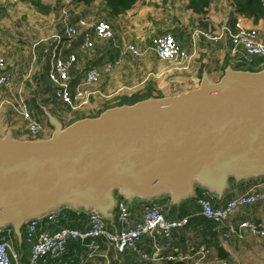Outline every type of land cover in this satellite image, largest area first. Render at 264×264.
Masks as SVG:
<instances>
[{
    "label": "water",
    "instance_id": "95a60500",
    "mask_svg": "<svg viewBox=\"0 0 264 264\" xmlns=\"http://www.w3.org/2000/svg\"><path fill=\"white\" fill-rule=\"evenodd\" d=\"M52 135L0 136V231L66 208L114 218L119 198L178 206L231 179L264 177V68L207 70L198 87L109 107L65 124L41 107ZM130 202V203H129ZM131 207V206H130Z\"/></svg>",
    "mask_w": 264,
    "mask_h": 264
},
{
    "label": "crops",
    "instance_id": "0c3cea01",
    "mask_svg": "<svg viewBox=\"0 0 264 264\" xmlns=\"http://www.w3.org/2000/svg\"><path fill=\"white\" fill-rule=\"evenodd\" d=\"M41 1L51 9L57 10L59 7L58 1L54 5L52 4V0ZM20 2L22 1L20 0ZM188 3V0H139L128 12L113 18L110 17L105 6L99 3L91 6L84 4L75 5L76 11H74V14L71 16L74 21L79 17H84L89 21L105 19L114 27L115 41L99 40L97 44L99 47H102L99 52L101 55L112 57L110 60L115 57L117 58L120 56V50L125 47L127 43H134L142 51V56L140 57H135L131 53H127L122 57L120 63L115 65L113 72L106 75L100 83L96 85V88L111 94L125 86L132 88L130 91L123 89L120 93L115 94L113 99L117 98L115 102H118L123 96H132L136 92L143 93L149 89L152 92V97H162L175 95L181 91L198 87L205 70L208 71L213 80H219L224 74L228 62L230 63L231 61V49L233 46L231 39L227 38L221 42L215 43L201 37L194 43L193 35H195V32L198 30L211 27L217 29L226 23L230 25L231 22H234V18H237L236 22H240L245 28H257L260 33V38L264 40V18L256 22L254 19L240 13L237 9L235 0H214L206 14H198L189 9ZM169 32L173 33L178 43L193 55L192 65L187 71H171L170 64L166 60L161 59L155 51L150 49L153 38ZM44 42H46L49 47L46 53L39 51V58L45 56L43 58L45 62L43 63L41 72L49 68V52L54 43L52 37L50 41L47 40ZM37 45H39V43L35 46ZM4 52L5 51L2 50L0 54L4 55L7 60V70L12 74L14 81L15 79L19 81L20 74ZM33 54V62H35L37 58L36 52L34 51ZM239 64L241 66L244 65V63ZM263 65L264 64L261 63L260 67ZM149 74H151V76L147 78ZM45 78L46 77L43 78V81ZM41 82L42 79L39 78L37 86L40 85ZM23 84L25 83H21L20 86H18V83L16 84L14 82L15 91H20L22 95H24L25 89ZM4 97L5 96L0 95V102ZM46 97H51V94L47 93ZM25 99L27 103L31 100L26 97ZM110 100L111 99L104 100L100 97L93 98L90 106L87 108L90 112L92 111V113L88 112L82 115H85L84 117L95 116L96 113L104 109L105 104H109ZM52 101H54V103L50 105L53 106V110L56 112L53 114L61 118V111L59 109H67V106L56 101L55 98L54 100L52 99ZM37 104L40 105L39 102H37ZM30 108L34 112V117L42 124V129L39 132L38 138H49L52 135L53 127L49 124L47 118H42L39 111L33 106ZM68 116V119L70 118L69 123H71V121L74 120L72 112L68 114ZM26 126V120L19 113L13 110L11 113L6 114L5 109H3V107L0 108V136H4L6 131L11 129L15 137L28 139ZM263 182L264 177L251 178L242 182L231 179L230 189L227 191L224 201L239 194H244L250 189H256L259 185H262ZM166 198L167 197L155 199V202ZM145 203L150 202L134 200L133 203H130L131 211L135 219H139L143 215ZM192 215L193 212L191 211L186 216ZM83 219L85 222L88 220L87 213H85ZM244 220H250L254 223L263 221L264 201L237 210L235 215L231 218L230 223L238 227ZM80 221H82V219ZM107 223L111 230L116 231L122 229V225L118 221V210H116L114 218L108 220ZM84 224L82 228L80 226L77 228L81 231H87L89 224ZM60 226H62V222ZM58 228L59 226L56 225L47 227L50 231H54ZM44 229H46V227L42 224L40 230ZM228 232L229 227L219 226L217 224L213 229L198 225L191 228L189 232L180 228L174 231V244L175 247L184 254L189 253L190 245L193 242L202 243L211 247L213 250L212 255L205 264H218V260H226L219 257L216 246L217 243L228 252L230 257L227 261H229L230 264H264V238L253 236L248 229H241V236L233 234L229 238H226L225 234ZM12 240L14 241V237ZM98 243L100 248L97 252H94L89 240L70 241L63 264H102L104 258L99 254H107L115 264H167L164 262L142 261L132 250H127L123 255H120L116 248L110 246L103 238L98 239ZM142 247L148 252L153 250V242L150 237L145 236L143 238ZM14 252L17 254V257L15 262H12L13 264L30 263L31 251L25 260L19 259L16 250H14ZM180 263L191 264V262L187 261ZM54 264L57 263L55 262Z\"/></svg>",
    "mask_w": 264,
    "mask_h": 264
},
{
    "label": "built area",
    "instance_id": "2783aa9c",
    "mask_svg": "<svg viewBox=\"0 0 264 264\" xmlns=\"http://www.w3.org/2000/svg\"><path fill=\"white\" fill-rule=\"evenodd\" d=\"M16 3L19 0H3V2ZM73 0L60 2V31L52 35L54 41L49 52V68L47 75L53 83V93L57 101L63 103L73 113L82 111L90 106L92 99L100 97L109 100L123 89L132 88L125 86L115 93H105L96 85L113 72L115 65L119 64L122 57L131 53L135 57L142 56V51L134 44L127 43L120 50V56L107 61L102 68H91L84 74V78L73 84V71L77 67L76 49H91L96 38L115 41V30L112 24L105 19L89 21L81 18L77 23L72 22L71 14L76 11ZM234 30L228 23L220 28L202 29L193 35L194 43L201 37L211 42H221L227 38L233 44L231 49V64L249 63L253 56H264V40L260 38L257 28H245L240 22ZM150 49L166 60L171 71H187L192 65V57L185 48L176 40L173 33L169 32L153 38ZM8 63L4 55L0 54V87H6L8 95L0 102V108L7 104L16 113H19L27 122L26 130L28 139H38L42 124L34 117V112L29 107L25 97L20 91H15L14 82L10 73L6 72ZM151 74L148 75L149 78ZM70 112V113H71ZM264 182L256 189H250L244 194H239L229 200H220L207 190L198 202L202 207V214L214 221L219 226L229 227L225 234L229 238L233 234L241 236V229H248L253 236L264 238V220L252 222L244 220L237 227L230 223L236 211L247 206L264 201ZM118 221L122 229L111 230L106 219L98 211L87 213L89 228L81 231L77 228L60 226L62 210L52 212L43 218L29 220L24 225V240L31 245V258L29 264H63V257L67 253L70 241H90L94 252L100 248L98 239L103 238L116 248L120 255L127 250L135 252L142 261L164 262L174 264L177 262H191V264H205L209 261L213 250L211 247L193 242L189 253L180 252L174 244V231L185 227L189 217L182 219H168L164 208L157 202L145 204L143 215L139 219L133 217L131 207L125 200L118 204ZM42 224L46 229L40 230ZM59 226L50 231L47 227ZM2 232V231H1ZM0 237V264H13L12 259L17 254L13 250V233L6 229ZM145 236L153 242L152 252L144 250L142 241ZM104 258L102 264H115L107 254H99ZM218 264H230L227 260H218Z\"/></svg>",
    "mask_w": 264,
    "mask_h": 264
},
{
    "label": "trees",
    "instance_id": "16d2710c",
    "mask_svg": "<svg viewBox=\"0 0 264 264\" xmlns=\"http://www.w3.org/2000/svg\"><path fill=\"white\" fill-rule=\"evenodd\" d=\"M22 1H30L40 11L49 12L51 9L48 5H45L41 0H22ZM73 1H74L73 2L74 6L75 5L77 6L79 4L91 6V5H94L96 3L104 5L105 9L108 10L110 17L113 18V17H116L120 14H124V13L128 12L130 9H132L138 3L139 0H73ZM213 1L214 0H188V2H189L188 8L193 10L194 12H196L198 14H206ZM60 2H61V0H58V6L61 5ZM235 2H236L237 9L240 13L246 15L249 18L254 19L256 22L259 21L260 19L264 18V0H235ZM16 3H18V2H16ZM11 4H12V2L7 1L5 3V2H3V0H0V16H5L7 14V9H8V7H10ZM73 12H72L71 16L74 14ZM81 18H84V17H79L76 21H74L72 18H71V20H72V22L77 23L79 21V19H81ZM84 19H86V18H84ZM233 21H234L233 22L234 24L231 22L232 24L230 23V26L236 30L237 29V27H236L237 18H234ZM99 40L113 41V40H109V39L96 38L93 48H91V49H80V48L76 49V55L78 58V61H77L78 67H76L73 71V75H74L73 84L80 82L84 78V74L87 70L94 68V67L102 68L104 66V65L102 67L92 66V64H94V63H92L91 65H89V67L84 68L80 64L81 53H84L85 51L93 50L96 47V45L98 44ZM37 46H38V49L44 53L47 52V49L49 47L46 43H42V42L39 43V45H37ZM261 63L264 64V56H253L252 60L249 63H245L243 66H241L240 64L234 65V67L237 69L249 70V67H246V66H251L252 68H250V70L257 71V70H261L262 68H264V65L262 66V68L260 67ZM228 64H231V62L230 63L228 62ZM79 65H80V67H79ZM253 67H255L256 69H253ZM45 71L42 72L39 77L41 79L46 77L44 79V81L46 83L47 92L49 94H51V97L54 100L55 97H54V93H53V83L47 75V70H45ZM6 72L10 73L7 69H6ZM11 76H12V74H11ZM12 79H13V76H12ZM13 82H14V79H13ZM1 88L6 89V87H1ZM6 91H7V89H6ZM150 97H152V92L150 89L144 91L143 93L142 92H136L132 96L121 97L119 99V101L116 102V104H113V105L108 104L107 106L104 107L103 110H105L109 107L123 105V104H134L137 101L144 100V99H147ZM47 103H50V100L47 101ZM53 103H54V101H53ZM47 105H49V104H47ZM38 107L39 106H37V108ZM51 110L54 114L56 113L55 110H53V108ZM67 110L69 112H71L68 109V107H67ZM103 110L99 111L98 114H96L95 116L99 115ZM74 113L75 112H73L72 114H74ZM84 116L85 115H83L81 117L84 118ZM81 117H79V118H81ZM73 121H75V119L72 120L71 123ZM203 193H204V191L197 189L196 197H194L190 202L186 203L184 205V207H181V208L178 206L171 205V203H170L171 200L169 197H167L166 199L160 200V201H156V202L159 203L161 206H163V208L164 207L166 208V209L164 208V214L168 219H182L184 217H189L188 224L185 227H183V230H185L186 232H189V230L191 228H194L195 226H198V225L201 227H204V228L213 229L216 226V223L214 221L206 218L201 213L202 207H201L200 203L198 202V200L200 197L203 196ZM118 198H119V200H123L120 197H118ZM229 199L230 198H228L227 200H229ZM145 204H148V203H145ZM191 211L193 212V215L192 216H186ZM83 216H85V213H83V212L77 213L76 211L69 209V208L63 209L62 210V221H61L62 226L72 227V228H77L78 226H80L82 228V226L85 225L84 223H86V225L89 224L88 220L85 222V220L83 219ZM81 219H82V221H80ZM9 230H11L13 233L15 247L18 251L19 259H23V260L27 259V256L29 255V253L31 251V245L29 243H27L24 239H23L22 243H19L17 240V237L13 231V228L9 227ZM2 234H4V233L0 232V237ZM216 246H217L219 257L222 259L229 260L230 256H229L228 252L222 246H220L218 243L216 244ZM65 257H66V255L63 257V259H65ZM15 259L16 258H13L12 262H15ZM174 264H181V263L177 262Z\"/></svg>",
    "mask_w": 264,
    "mask_h": 264
},
{
    "label": "rangeland",
    "instance_id": "374dc122",
    "mask_svg": "<svg viewBox=\"0 0 264 264\" xmlns=\"http://www.w3.org/2000/svg\"><path fill=\"white\" fill-rule=\"evenodd\" d=\"M57 1L58 0H52V4L54 5ZM60 7L61 6H59L57 10L52 8L49 12H44L36 8V6H34L30 1H22L19 4L14 3L10 5V7L7 9V14L5 16H0V53L2 52V50H4V54L7 56L9 61L14 64V67L20 74L19 81L15 79L14 82L16 84L18 83V86H20L21 83H25L23 84L25 86L23 96L31 99L30 101H28V105L30 107L33 106L37 111H39V114H41V117L44 119L46 118V116L44 115L41 107L46 106L47 109L52 111L51 109L53 108V106H51L50 104L53 103V101L51 97H46V94L48 92L46 83L45 81H43V79L41 84L37 86V81H39V76L42 73L41 68L43 67V63L45 62L43 59L45 56L39 58L40 50L38 49V46L35 45L41 42L46 43L44 41L47 40L50 41L52 35L60 31L58 23ZM210 29L215 30V28L213 27H211ZM101 48L102 47L96 45L93 50L81 53V66L87 68L89 67V65L94 63L92 64V66L101 67L106 63V61L110 60V58L112 57L108 55H101L99 53ZM34 51L36 52L37 56L35 62H33ZM246 67H249V70L250 68H252L251 66ZM253 69L256 68L253 67ZM0 95H8L5 88L0 87ZM115 99L112 98L109 104H116ZM49 100L50 103H47V101ZM37 102H39L40 105H38ZM107 105L108 103L105 104V106ZM37 106L39 107L37 108ZM9 107L10 106L7 104L3 105V109H5L6 114L13 111ZM59 110L61 111L60 119L65 124H70V118L68 119V114H70V112L67 109L63 108H60ZM88 112H90L89 109L79 112L77 111L74 113L75 115L73 114L74 119H77L83 116L82 114ZM90 113H92V111ZM192 199H189L183 204L178 205V207H184V205L190 202ZM12 242L14 250L17 251L15 242L13 240Z\"/></svg>",
    "mask_w": 264,
    "mask_h": 264
}]
</instances>
